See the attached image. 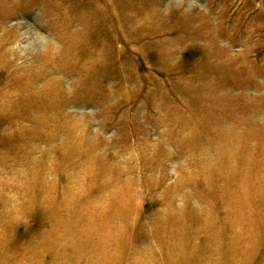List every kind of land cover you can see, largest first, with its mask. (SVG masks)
<instances>
[{
  "label": "rangeland",
  "instance_id": "1",
  "mask_svg": "<svg viewBox=\"0 0 264 264\" xmlns=\"http://www.w3.org/2000/svg\"><path fill=\"white\" fill-rule=\"evenodd\" d=\"M0 264H264V0H0Z\"/></svg>",
  "mask_w": 264,
  "mask_h": 264
}]
</instances>
